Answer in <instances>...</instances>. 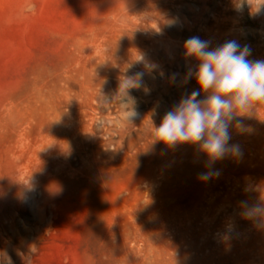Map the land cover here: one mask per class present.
Returning <instances> with one entry per match:
<instances>
[{
  "label": "rangeland",
  "instance_id": "1",
  "mask_svg": "<svg viewBox=\"0 0 264 264\" xmlns=\"http://www.w3.org/2000/svg\"><path fill=\"white\" fill-rule=\"evenodd\" d=\"M223 1L0 0V264H264V223L242 218L264 202V103L230 129L240 155L211 168L194 146L150 144L198 90L168 47L150 52V17ZM244 5L255 53L264 22Z\"/></svg>",
  "mask_w": 264,
  "mask_h": 264
},
{
  "label": "clouds",
  "instance_id": "2",
  "mask_svg": "<svg viewBox=\"0 0 264 264\" xmlns=\"http://www.w3.org/2000/svg\"><path fill=\"white\" fill-rule=\"evenodd\" d=\"M210 45V41L199 36L184 42V59L195 61L186 64L184 80L195 79L198 90L182 96L163 115L159 125L153 124L150 142L162 143L168 148L194 146L206 157L207 168L226 157L240 155L239 145L229 143L230 129L243 130L237 118L264 103V60H249L250 49L236 41H226L216 47ZM133 86L128 79L120 88ZM202 94L204 98L198 99ZM212 176L213 172L205 171L199 178L207 180ZM242 218L254 220L257 225L264 223V202L246 206Z\"/></svg>",
  "mask_w": 264,
  "mask_h": 264
},
{
  "label": "bare ground",
  "instance_id": "3",
  "mask_svg": "<svg viewBox=\"0 0 264 264\" xmlns=\"http://www.w3.org/2000/svg\"><path fill=\"white\" fill-rule=\"evenodd\" d=\"M244 3L245 0H224L221 7L212 10L199 6V11H196L193 16H189L186 13L189 11L186 5L180 3L174 4L160 18L152 15L150 20L162 28L163 34L156 38L150 52L160 54V50L168 47L173 62L178 68L186 67L188 63H195V61L184 59L183 45L186 40L175 39L166 29V23L176 25L185 23L192 29L200 27V33L193 36L210 41L212 47L222 45L226 41H236L241 47H244L245 27L243 22L248 16ZM249 5L253 21L255 23L264 22V0H249ZM249 57L253 61L264 60V45L255 53L250 52Z\"/></svg>",
  "mask_w": 264,
  "mask_h": 264
}]
</instances>
